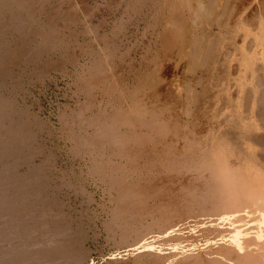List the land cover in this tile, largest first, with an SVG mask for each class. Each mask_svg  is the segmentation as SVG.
Returning a JSON list of instances; mask_svg holds the SVG:
<instances>
[{
	"label": "bare ground",
	"instance_id": "obj_1",
	"mask_svg": "<svg viewBox=\"0 0 264 264\" xmlns=\"http://www.w3.org/2000/svg\"><path fill=\"white\" fill-rule=\"evenodd\" d=\"M102 1L108 7L117 3ZM248 1L118 0L122 12L109 30L120 33L135 13L148 29H156L153 45L141 50L146 54L137 64L128 65L132 83L125 86L115 68L125 65L118 47L126 28L118 46L105 32L106 24L100 35V21L94 26L87 20L96 12H86L87 23H82L77 14L81 6L75 9L70 0H0V75L12 77L19 61L30 60L34 74L43 72L50 61L43 65L38 56L53 49L71 65L77 56L90 58L86 68L80 65L85 73L76 77L86 100L67 126L76 125L74 136L70 134L73 154L85 156L88 171L113 194L103 225L123 253L118 251L112 264H264V4L254 1L255 22L254 13L251 18L246 13ZM82 24L81 33L72 37L85 41L71 48L76 39L71 33L65 39V31ZM6 31H19L18 43L7 46ZM90 35L100 43L98 50ZM97 91L108 101L107 110L99 99L94 104ZM2 104L0 156L7 150L9 160L27 164L36 152L33 135L20 133L21 121H13L8 130ZM92 109L96 112L86 115ZM7 166L0 185V264H20L27 257L36 258L30 264H82L79 253L62 251L73 234L61 217L44 211L47 197L30 204L44 187L41 164L19 179ZM25 178L31 182L29 195L20 191ZM250 223L256 226L248 228Z\"/></svg>",
	"mask_w": 264,
	"mask_h": 264
},
{
	"label": "rangeland",
	"instance_id": "obj_2",
	"mask_svg": "<svg viewBox=\"0 0 264 264\" xmlns=\"http://www.w3.org/2000/svg\"><path fill=\"white\" fill-rule=\"evenodd\" d=\"M32 1L33 0H31V2ZM70 1H72V4H74L75 9H77L76 6H78V9L81 6V8L79 9L80 12L78 13V10H77V14H78V17L81 18L82 20L85 17V15H86L85 13L86 12H91V14H93V12H96V14L94 13V15H92L94 17L96 16L95 18L92 19V16H91L90 17L91 19L89 18L87 20L88 21L90 20L89 22L93 23V24L91 23V25L95 24L94 26L98 25L99 21H100L101 25L98 28V32L95 29V31L97 33H99L100 35L102 33L107 32V30L110 31V33L107 32V34L110 35L111 39L113 38V40L115 42L117 41L115 44H117L118 46H119L118 42L120 40H122V37L125 36L123 38V40L120 42L121 43L120 46L118 47L119 48V53L118 54H120V57L123 59L122 61H123V63H125V65L123 64L124 66H121V68L120 67L119 68H115V70H116V72L118 71L117 73H119L121 71V73L123 74V76L121 75V73L119 74L120 76H122V77H120L121 79L123 78V79L126 80L127 76H128L129 80L127 79L126 81L125 80H122V81H124L123 83L125 84V86L127 84L130 85L132 83V81H131L132 79H131V74L129 73L128 65H131L130 63H132V62H133L132 64H137V61L139 62L140 58L143 57V55L146 54V53H144L147 50L146 45L148 44V47H150V45H153L152 43H153V40H154V35L156 33V29L155 30L153 29V31H152L151 28L148 29V27H146L145 24H142L143 22H141V20H140L141 17L138 16L139 14L135 13L131 17V19H130L131 21L130 22L126 21L124 23V25H123L124 27L121 29V31L118 30L120 33H116L117 30L116 31L114 30V32H115L114 33L113 30H111V29L109 30V28H110V26H111V28H113L112 22H115L113 20H117V17H119L120 14H121L119 11H121L122 8H119V6L123 7V4L118 2V0H113L112 2H114V3L117 2V3L116 4L112 3L114 5L110 6V7H108V5H106L102 0H96L97 2L95 0H93V1H91V0H75V2H73L74 0H70ZM76 1H77V3H76ZM249 1H250V3H249ZM249 1H248L249 8L247 9L246 13H247V15H249L250 18H251L252 15L254 17H256L257 14L255 15L254 11L252 12L251 10H255L256 9V4L257 3L255 4V2H257V1L253 0V3H252V0H249ZM260 1H262L263 4H264L263 0H260ZM78 2H80V4ZM81 2H82V5H81ZM95 2H96V5H95ZM32 3H34V2H32ZM75 3H76V5H75ZM102 4H103V6H102ZM250 4H252V5H250ZM86 5H88V6H86ZM96 6L97 7L100 6V7L97 8ZM106 6L108 8H110L111 10L106 8ZM94 7L96 8V10H95ZM92 8L95 11H91ZM114 8L116 9L115 11H114ZM262 8L264 10V5H263ZM81 11H82V13H81ZM112 12H114L113 13L114 16H112ZM105 13H107V14H105ZM252 13H254V14H252ZM97 17H98L99 20L97 19ZM138 17H139V19H138ZM134 18L136 20H138V21L136 22ZM257 18L258 17H256V19L255 18H252V19H254L255 22H258V21H256ZM102 19H104V20H102ZM97 20H98V22H96ZM263 20H264V17H263ZM251 21H253V20H251ZM36 22L40 24V23L43 22V19L38 17V18H36ZM85 22H86V20H83L82 23H85ZM255 22H252L251 24L254 25V24H256ZM107 23H108V25H107ZM133 23L134 24L138 23V24L134 25ZM104 24L107 25V26L105 25V28L103 26ZM129 24L130 25L133 24L138 29L135 28L133 25L129 26ZM63 25L66 26L65 24H63ZM74 26H72L73 29H72V27H70V29H72V31L71 30L68 31L66 29L67 31H65V33L67 35L64 33L66 35V36L64 35L65 39L67 38V36L69 38V33H71V37H72V35L75 32L77 34H80L81 33L80 30H82V27L84 26V24L80 25L81 27L80 26H75L74 27ZM126 26H128V27H126ZM60 27H62V26H60ZM101 28L102 29L104 28L106 31L104 29L101 30ZM124 28H126V29H124ZM142 28H145V30H143ZM146 28L148 29V32H147ZM252 28H254V26ZM63 29L65 30L64 27H62V30ZM255 29H256V27L254 28V30ZM137 30H138V32H137ZM101 31H102V33H101ZM103 31H105V32H103ZM142 31H145V32H142ZM9 32L6 31V34L4 36V40L5 41L4 40L3 41L5 42L6 45H7V43L9 45H11L14 42L11 45V46H13L16 43H18L17 40L20 38V35L19 36H17V35L20 34V32L19 31L18 32L17 31L14 32L15 35L18 38L14 35V33L12 34V33H9ZM122 32L124 33L123 34L124 36L122 35ZM146 32L149 33V34H147ZM153 32H155V33H153ZM141 33H143V34L145 33L143 36H145L144 38H146V39H144L142 37ZM93 34H94V32L91 33V35H93ZM112 34H116L119 37L116 36V35L113 36ZM120 34L122 35L121 37H120ZM73 36L75 37V35H73ZM76 36H77V38L72 37L73 40L76 39L74 42L71 39L72 43H70V44H73V45H70L71 48H72V46H74L75 42L78 41L77 43L81 44L80 42H84L85 41L84 37H81L80 35H76ZM92 37L93 36L89 37L90 41H91ZM94 38L95 37L92 38L93 39L92 41H94ZM125 38L129 39L130 41L127 42L128 40L126 41ZM149 38L151 39L152 42L148 41V40H150ZM140 39H141V41H140ZM142 39L144 41H142ZM124 40L127 43H125ZM96 41L97 40H95V42ZM95 42H92L91 46L93 45L92 48L94 50H98L100 43H98V41L96 43ZM143 42H144L145 46H142ZM134 43H136V44H134ZM127 44H129V45L127 46ZM131 44H133V45L131 46ZM9 45H7V46H9ZM75 45H76V43H75ZM121 45H124V46H121ZM136 46H139V48L136 47ZM134 50L136 51L135 53H133ZM141 50H143L144 52L141 51ZM53 51H55V50L53 49ZM53 51L49 50V51H47V53L42 52L41 53L42 56L41 55H39L40 57L38 56V61H40V63H42L43 65H45L46 62L50 61L48 63L49 66L46 67V68H43V70L46 69L43 72L39 71L40 73L38 72V74H37L35 72L36 74H34L33 72L35 70L34 69L35 64H34L33 60L32 61L30 60L29 62H26V63L22 62V61H19L17 63V66L13 67L12 77H8V75H0V77H1L0 78V103H3L2 104L3 108H4V106H5V108L7 106L6 109L4 108L5 110L2 109L3 112L7 111V113L5 112L6 113L5 117L7 118V119L6 118L5 119L7 121L5 120L6 122L4 121L3 123L5 124L6 127H9V128H7L9 130L10 127L14 124L15 121H17V122L21 121V124H20V127H19L20 133L24 132V133L27 134L28 131H30L29 133L31 135H33V139H34L33 142H35V143H33L32 147H33V150L36 151V152L33 151L34 153L30 154V156L27 158L29 160V162H28L29 164L28 163L27 164L26 163H20L16 159H10L9 160V158H7L8 156H6V155H8L7 150L3 151V154L1 153V156H0V162H1L0 163L1 164V166H0V171H1L0 172V178H1L0 179V185L4 184V182L2 180V177L4 175L3 174L4 173L3 169L6 168V166H7L6 164L11 163V165L9 164L7 166L8 167V172L10 174L16 176L18 179L20 177H23V176L25 177L29 167L33 166V168L37 167L36 169H39L38 166L41 164L40 167L42 169L40 168V170L42 171V173L40 172V176L44 177L43 178L42 187L44 186L45 188L44 187L41 188L42 191L40 193L34 194L35 196H33L32 193L30 192V194L33 197V198L31 197L32 199L30 200V204H31V206H36L35 202L39 200L38 197L39 198H43V196H46L47 198H46V201H45V203L43 205L44 211L47 210L48 212L55 214V216L58 217V218L61 217L60 218V222H62V220H63L62 223L63 224L65 223V227L68 226L67 229L68 230L70 229L69 231H70V233L73 234V238H71L72 240L68 239L67 241H65V243H63L65 245V247H63V244H62V251L67 250V251H72L74 253H79V255H81V258H82V264H109V263L112 264L114 261L117 262V260H118V258L120 256V253L122 252L121 249L123 250V248H121L118 245L114 244L113 241L109 239V238H111V235L105 229V227L103 225L104 222L108 219V217L110 215V211H111L112 205L110 203V197L109 196H112L113 194L110 195L111 192L108 190V186L106 188L107 184L105 185V183H103L102 181L100 182V180L98 179L97 175L92 174L90 170L88 171V169L90 168V163L86 159V157L85 156H78L79 157L78 158L77 155L73 154V150H74V146L73 145H74V143L72 141H70V139L71 140L73 139L72 138L74 136L73 132L76 131L74 129V128H76L75 127L76 125L73 126L74 128L70 127V126H67L68 122L73 121L74 119H76V117H74V115L77 116V113H80L79 111L81 110L80 108L83 105L82 103H84L85 100H86L85 99L86 96L84 97V95H83L84 93L79 88L80 83H79L78 79H76V77H77V75L81 76V75H83L85 73V68H86L87 65H89L90 58L89 59H88V57H83L82 58L80 56L81 59H79V56H77V57L74 58V61H76L75 59H77L76 64L73 63V65H71L72 63L69 62L68 60H66V62H65V59L63 57H66V56H63L61 54V52H56V51L53 52ZM43 53H45V54H43ZM53 54H54V56H53ZM131 58H133V59H131ZM62 59H63V61H62ZM125 59H127V61ZM85 60H86V62H85ZM24 65H25V67H24ZM63 65L65 67H63ZM70 65L73 66V67H71ZM78 65H79V67H76ZM80 65L81 66L85 65V66H83L85 68L82 67V70H80V68H81ZM21 67H23V68H21ZM64 68H65L66 71L63 70ZM123 68H125V69L127 68V69L125 70ZM77 72L78 73L80 72L81 74L80 73L78 74ZM117 73H115V77L116 76L119 77V75ZM16 75H17V77H16ZM129 85H127V86H129ZM79 91H81V92H79ZM97 92L94 93V95H95L94 96V101H95L94 104L99 105V103H100L101 107H103V105L109 104V103L106 104L105 102L107 100L106 99L105 100L101 99L102 97L99 94L100 92H98V93ZM98 95H99V97H98ZM96 96H97V98H96ZM2 99H3V101H2ZM98 99L100 101L99 103L96 102V100L98 101ZM6 101H8L9 104H8V102L6 103ZM11 101L13 102V104L11 103ZM103 101H104V103H103ZM97 105H96V107H97ZM108 106L109 105L104 106V107H106L105 110L108 109ZM11 107H12V109H11ZM104 107H103V109H104ZM78 109H80V110H78ZM12 110L14 112H12ZM19 111H20V114L18 113ZM22 111H24V112H22ZM95 112H96V110L92 109V112L91 111L90 112H86V115H88V113L89 114H92V113L94 114ZM8 114H9V116H7ZM23 114H24V116H23ZM19 116H21L20 118L24 119V120H21L20 118L16 119V117H19ZM64 116H67V117H64ZM68 116H69V118H68ZM65 121H67V123ZM29 123H31V124H29ZM27 124H28V126H27ZM31 129L33 130V132H32ZM70 134L72 135V137H71ZM40 149H41L42 153L40 152ZM28 152H30L29 149H28ZM43 158L45 160H42ZM11 160H14L13 164H12ZM30 160H31V163H30ZM85 160L87 161L86 163H85ZM81 161L84 162V163H82ZM47 162H48L49 165L47 164ZM44 163H46L47 165L44 164ZM87 163H88V165L85 166V164H87ZM44 165L47 166V167H45ZM9 168H10V170H9ZM70 171H71V173H70ZM45 173L47 175H45ZM91 174L94 175V176H92ZM45 181H46V183H45ZM29 182L30 181L28 179H26V178L23 181L20 182L21 194L29 195V194H27V193H29V189H30V187H29L30 185L29 184L31 182L30 183ZM24 187H27V188H24ZM26 195H24V196H26ZM22 198H23L22 195H20V202L23 201ZM51 200H53V201H51ZM50 203L52 204V206L50 205ZM58 210H59V212H58ZM64 220H66V221H64ZM46 223H47V226H48L50 224V221L49 222L46 221ZM253 224L254 223H252V224L250 223L248 225V228H251L250 225L253 226ZM255 226L256 225H254L252 228H254ZM73 230H75V231H73ZM84 231H85V233H84ZM75 232H76V234H75ZM77 232L80 235H78ZM74 237H77V238H74ZM83 237H85V238H83ZM53 240H55V239L53 238ZM53 240H52V242L54 243L55 241H53ZM20 249H22V251L24 252V248L22 246L20 247ZM81 250H83V251H81ZM49 254H47V256ZM27 258H28V261H27V259H25V260L21 261L20 264H30L31 262H34V259H36L35 257H32L31 260H29L30 257H27ZM112 258H113V260L111 262L110 260ZM115 258H117V259L115 260ZM84 262H86V263H84ZM54 264H57V263H54Z\"/></svg>",
	"mask_w": 264,
	"mask_h": 264
}]
</instances>
